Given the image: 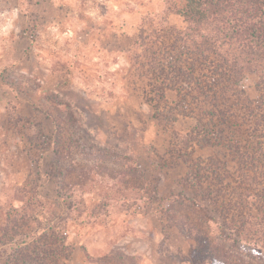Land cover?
<instances>
[{
	"label": "rangeland",
	"instance_id": "1",
	"mask_svg": "<svg viewBox=\"0 0 264 264\" xmlns=\"http://www.w3.org/2000/svg\"><path fill=\"white\" fill-rule=\"evenodd\" d=\"M180 1L0 0V264H264V65Z\"/></svg>",
	"mask_w": 264,
	"mask_h": 264
},
{
	"label": "trees",
	"instance_id": "2",
	"mask_svg": "<svg viewBox=\"0 0 264 264\" xmlns=\"http://www.w3.org/2000/svg\"><path fill=\"white\" fill-rule=\"evenodd\" d=\"M180 2L178 8L172 9L176 15L182 17L191 26L188 29L193 31L196 36L209 40L206 34L201 31L202 29L200 30V27L207 26L211 31L215 44L219 42L232 47L239 56L246 58L244 63L247 68H261L264 65V0H181ZM234 65L236 66V63ZM213 135L218 141L226 138V135H223L221 131L214 132ZM206 142L212 146V142L208 139L205 140ZM197 166L193 165L198 171L195 178L200 173ZM243 167L244 164H242L241 170L237 174L236 183L244 190L246 181H248L249 170H247L248 172L242 170ZM250 186H252V183L248 184L247 188ZM201 195L203 199L206 198L205 194ZM212 198L219 201L221 195L219 192H215ZM258 200L259 197L257 196L255 205L257 208L261 203ZM230 207L226 205L225 211H230ZM239 215L240 227H244L248 220L245 215L240 213ZM192 227H195V225ZM203 238L207 237L204 236ZM94 263L136 264L133 258L120 252H113L98 258Z\"/></svg>",
	"mask_w": 264,
	"mask_h": 264
}]
</instances>
